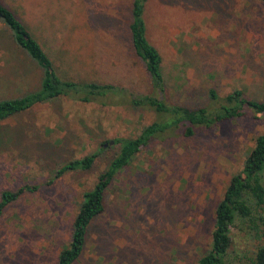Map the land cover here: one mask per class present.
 Masks as SVG:
<instances>
[{"label":"rangeland","instance_id":"obj_1","mask_svg":"<svg viewBox=\"0 0 264 264\" xmlns=\"http://www.w3.org/2000/svg\"><path fill=\"white\" fill-rule=\"evenodd\" d=\"M1 1L27 24L63 78L124 89L123 97L106 104L62 97L0 120V200L6 189L36 187L0 215V264H56L84 192L121 149L116 139L136 137L161 120L127 98L156 91L133 46V0ZM144 16L148 38L162 55L166 89L159 95L167 103L207 106L210 88L221 96L243 89L264 100V1L147 0ZM0 42L4 55H16L3 62L0 100L38 89L43 69L24 51L21 66L32 73L30 89L13 82L7 68L19 67V49L1 21ZM261 133L264 117L247 115L192 136L183 129L155 136L115 175L105 210L90 224L74 264H200L212 250L216 206ZM90 154H96L90 169L56 175ZM262 229L260 220H237L230 263L252 264L264 244Z\"/></svg>","mask_w":264,"mask_h":264},{"label":"trees","instance_id":"obj_2","mask_svg":"<svg viewBox=\"0 0 264 264\" xmlns=\"http://www.w3.org/2000/svg\"><path fill=\"white\" fill-rule=\"evenodd\" d=\"M146 1L133 0L130 31L134 49L144 61L156 93L133 94L127 100L135 108L154 110L161 116V120L143 127L136 137L116 139V142L121 143V149L107 170L100 174L95 186L84 192L83 201L73 221L71 240L60 251L56 264H74L78 261L87 243L90 224L105 210V194L115 175L126 168L142 147L155 136L172 129H183L186 135L192 136L197 129L209 128L226 120L247 115L264 117V100L249 97L243 89H235L221 96L215 88H210V104L198 108L170 104L161 98L159 92L165 91L166 79L162 55L147 35L144 16ZM0 21L12 32L17 46L43 69L41 88L38 91L0 100V120L25 112L38 103L62 97L104 104L108 103L109 98L123 97V87L113 83L63 78L42 43L1 0ZM0 143V146L5 145V141ZM95 158L96 154H90L73 159L61 166L56 175L60 176L71 170L90 169ZM32 189L36 187L23 186L17 190H4L0 200V215L8 204ZM238 219L254 222L260 220L264 226V133L257 136L255 146L248 153L242 170L232 176L223 198L216 206L212 250L200 259V264H232L227 255L232 243V227ZM261 231L264 234V229ZM252 264H264V244L258 246Z\"/></svg>","mask_w":264,"mask_h":264},{"label":"crops","instance_id":"obj_3","mask_svg":"<svg viewBox=\"0 0 264 264\" xmlns=\"http://www.w3.org/2000/svg\"><path fill=\"white\" fill-rule=\"evenodd\" d=\"M12 48L14 49V47H12ZM3 49H6V46H2L1 42H0V78H1V73H2V66L4 65L3 62L5 64H6V62L11 63L10 60H12V57L16 56V55H10V53L14 54V51L13 52H7V53H5L6 55H4ZM18 49H19V54H18V61L17 62L19 64V67L14 68V69L10 67V69L7 68V70L14 73L12 79H13V82L17 85V87H18V80H19V81H23L25 84H28V86H26V88H27V87H29L30 83L32 82L33 76H32V73L30 72V69H28V67H26V69L24 70V68L21 66L22 65L21 56L23 57V50L19 46H18ZM24 53H25V51H24ZM9 55H10V57H8ZM27 58L29 60L35 62L34 60L30 59L29 57H27ZM5 59H6V62H5ZM13 63H15V62L13 61ZM42 78H43V76L41 77V80H40L41 82H42ZM40 87H41V85H40ZM40 87L36 90H34L32 88L30 89V87H29V89L31 92H35V91L39 90ZM31 92H29V93H31Z\"/></svg>","mask_w":264,"mask_h":264},{"label":"water","instance_id":"obj_4","mask_svg":"<svg viewBox=\"0 0 264 264\" xmlns=\"http://www.w3.org/2000/svg\"><path fill=\"white\" fill-rule=\"evenodd\" d=\"M114 141L112 140L111 143H113Z\"/></svg>","mask_w":264,"mask_h":264}]
</instances>
